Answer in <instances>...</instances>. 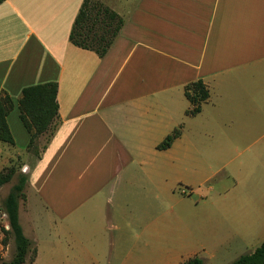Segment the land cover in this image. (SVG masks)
Masks as SVG:
<instances>
[{
	"label": "crops",
	"instance_id": "crops-1",
	"mask_svg": "<svg viewBox=\"0 0 264 264\" xmlns=\"http://www.w3.org/2000/svg\"><path fill=\"white\" fill-rule=\"evenodd\" d=\"M84 1L0 4V93L14 102L0 172L15 168L28 208L33 198L49 218L36 228L34 264L48 247L67 249L68 264L206 263L205 248L264 234V0H102L125 21L104 57L70 40ZM195 82L210 98L192 116ZM46 83L58 84L59 116L38 139L48 137L43 148L29 151L19 100ZM181 126L172 147L158 149ZM202 135L219 170L248 154L247 238L220 224L219 210L208 224L197 211Z\"/></svg>",
	"mask_w": 264,
	"mask_h": 264
},
{
	"label": "trees",
	"instance_id": "trees-1",
	"mask_svg": "<svg viewBox=\"0 0 264 264\" xmlns=\"http://www.w3.org/2000/svg\"><path fill=\"white\" fill-rule=\"evenodd\" d=\"M6 0H0V4ZM124 19L107 5L101 2L85 0L75 20L70 40L83 49L94 51L99 57H104L120 34ZM58 84L46 83L27 87L19 100L20 119L31 136L29 151H34L38 139L53 130V125L59 116ZM186 96L193 105L187 115L195 116L201 112V106L210 98L207 87L202 82L190 84ZM14 109V102L7 94L0 93V141L14 145V138L7 118ZM183 127L175 129L159 146L166 150L181 137ZM16 174L15 168H7L0 172V188L12 181ZM26 179L21 178L9 193L4 203V215L7 219L2 226L5 236L4 244L12 239L15 244V254L8 262L2 264H34L37 249H32V241L26 236L20 222V202L26 199ZM33 257L30 263L27 257L30 252ZM0 261L2 259L0 258ZM182 264H206L200 257H193ZM232 264H264V242L250 254L239 257Z\"/></svg>",
	"mask_w": 264,
	"mask_h": 264
},
{
	"label": "rangeland",
	"instance_id": "rangeland-1",
	"mask_svg": "<svg viewBox=\"0 0 264 264\" xmlns=\"http://www.w3.org/2000/svg\"><path fill=\"white\" fill-rule=\"evenodd\" d=\"M95 2H102V0H92ZM107 5V4H105ZM108 6V5H107ZM109 7V6H108ZM48 137L38 140L36 144L35 151L41 150L46 143ZM202 147L198 157L200 159V170L202 172V183L198 186L194 193L192 194L193 201H198L199 207L197 208L198 213H202L204 218V223L208 224L210 220V214L212 212L216 213L219 210L220 217L218 216V221L223 225H232L234 230L240 232L242 236L247 235L244 233V194H245V176L242 174L245 166L241 165L242 160L246 155L238 156L235 154V159L233 163L229 164L225 169L219 170L218 161L215 159V154L211 149V137L210 135H202L199 138ZM0 146H4L3 143ZM2 152H4L2 148ZM20 180L19 175L15 176L14 180L10 184L4 186L0 189V264L4 261H10L15 254V244L11 239L7 245L4 244L5 236L2 232V226L6 224V217L4 215V203L9 194L12 191L14 185L18 184ZM223 183V187L220 184ZM185 192L190 195L188 188H183ZM179 191H181L179 189ZM221 194H226L229 198L222 200ZM195 204V203H194ZM21 225L25 230V234L31 239L32 251L36 249L37 243V233L36 228L49 227V218L44 210L37 206L33 200L30 199L29 208L26 199L21 202ZM222 212V213H221ZM246 231V229H245ZM264 234L256 232L251 234V238L246 244H242L241 247H234L232 244L229 245H217L205 248L203 251V256L206 258V264H232L240 256L244 254H250L257 247H259L262 242ZM248 240V239H247ZM42 245V243H41ZM30 252L27 257V262L30 263L33 257V252ZM52 248L48 247L43 254L40 261L35 264H52V260L55 264H68V251L67 249L60 250V254L52 255ZM70 256V255H69Z\"/></svg>",
	"mask_w": 264,
	"mask_h": 264
}]
</instances>
